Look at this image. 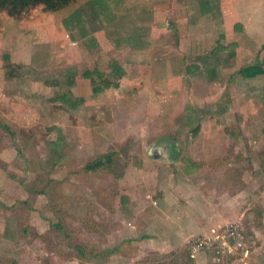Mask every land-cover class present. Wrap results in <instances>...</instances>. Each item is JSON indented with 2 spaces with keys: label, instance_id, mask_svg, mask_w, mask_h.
<instances>
[{
  "label": "rangeland",
  "instance_id": "obj_1",
  "mask_svg": "<svg viewBox=\"0 0 264 264\" xmlns=\"http://www.w3.org/2000/svg\"><path fill=\"white\" fill-rule=\"evenodd\" d=\"M168 2L75 0L54 13L40 6L17 17L0 11V264H191L185 245L153 239L166 232L165 173L150 197L134 185L142 175L133 167L155 144L176 159L209 158L208 169L223 170L220 179L206 171L198 192L210 201L236 196L226 221L244 223L247 264H264V78L245 81L237 69L221 68L186 80L176 75L171 85L157 66L132 70L142 81L121 80L97 101L87 97L82 72L106 74L120 56L109 44L143 45L155 13L158 31L174 28V20L164 25ZM69 68L79 73L74 96L86 100L76 110L52 99L66 92ZM110 151L111 171L84 170ZM121 196L142 198L145 213L132 201L123 207ZM140 222L142 234L132 229Z\"/></svg>",
  "mask_w": 264,
  "mask_h": 264
},
{
  "label": "crops",
  "instance_id": "obj_2",
  "mask_svg": "<svg viewBox=\"0 0 264 264\" xmlns=\"http://www.w3.org/2000/svg\"><path fill=\"white\" fill-rule=\"evenodd\" d=\"M151 1L157 2V0ZM191 5H198L197 10L191 9ZM164 6L166 15L170 14L171 17V19L164 18V25L171 26L174 20L177 23L174 28L158 31L155 13L153 27L149 29L147 35L149 39L146 41L143 39L145 41L143 45L139 41L137 43L134 41L132 45L126 47H114L111 44L107 46L112 52L120 55L115 57L116 60H112L117 61L125 72L122 81H128L131 84L135 83L136 78H140L142 81L144 74L141 73L142 77L141 74L133 75L132 70L155 69L159 66L165 70L164 84L169 82L172 85L176 75H181V79L186 80L184 76L186 70L198 69L194 75L186 74L189 78L198 77L203 70L214 69L217 71L221 68L239 70L243 66L252 65V61H256L259 56L261 58V53L264 52L262 51V46H264V0H169ZM157 7L160 6L157 5ZM158 9L160 10V8ZM177 28H180L182 32H178ZM109 34L114 36L116 32L113 33L111 30ZM213 50H215L216 56L209 55L213 54ZM209 72L213 73L212 70ZM128 73L131 75V80L127 77ZM216 73L214 72V74ZM230 76L234 78L231 73L228 77L231 78ZM259 78L263 79L264 75ZM252 80L255 79H246L245 81ZM157 146L163 149L166 160L146 157L138 160L136 163L138 167H133V171L138 170L142 175V181H137L134 184L136 190L148 193L149 197L153 192L157 193L155 182L159 180V176L164 177L162 173H165V177L161 179L164 187L161 190L164 197H162L163 205L169 206L167 207V220L164 224L166 232L164 238L154 236L153 239H164L159 245H166L167 248H171L170 244L185 245L187 236L193 230L197 229L206 233L207 227L210 229L221 222H227L228 208L234 209L237 205L236 196L228 195L221 201H210L206 194L202 196V193L198 192L203 181L199 186H196L200 178L204 179L206 171H211L220 179L224 173L223 170L215 169L216 167L208 169L210 167L209 158L176 159L165 145L157 144ZM178 164L182 166L177 167ZM161 165L166 168H162ZM143 171H148L145 174L146 180H151L154 183L145 184ZM213 194L216 197L218 195V193ZM127 195L130 197V194ZM129 197L128 202L132 201L138 204L137 208L140 207L138 211L145 213L146 205L139 200L142 198L133 196L130 199ZM157 203L152 204L156 207ZM146 227V224L141 223L134 225L132 229L142 234ZM160 227L162 228V226ZM222 252L221 248L216 245L212 251L203 252L196 259H188L192 262L191 264H224L228 261L233 263L236 261L233 255L231 257L221 255Z\"/></svg>",
  "mask_w": 264,
  "mask_h": 264
},
{
  "label": "trees",
  "instance_id": "obj_3",
  "mask_svg": "<svg viewBox=\"0 0 264 264\" xmlns=\"http://www.w3.org/2000/svg\"><path fill=\"white\" fill-rule=\"evenodd\" d=\"M74 1L75 0H0V11H5L9 17H17L29 8L40 6L42 7L44 12L54 13L69 6ZM262 51H264V46H262ZM197 70L198 69L196 68L189 69L186 70L185 73H191V75H194ZM66 74V82L64 84L67 88L66 92L54 96L52 99L53 101H60L62 105L68 107L70 110H76L80 105H82L86 101L85 97L79 96L80 98H76V96H74V89H76V87L78 86L76 80L77 78H79V73L74 68H69L66 70ZM237 74L243 79H255L263 76L264 54L261 56V58L260 56L257 57L255 63H253L252 65H247L240 68ZM124 75L125 72L120 66V64L115 60H111L108 63V70L106 74L96 70H85L82 72L80 77L85 81L89 80L87 82L89 84L90 95L87 97H89L92 101H97L99 99V94L103 93L104 91L118 89L119 82L124 77ZM198 130V127L195 128V131H193V133L196 134ZM262 133L264 135V128L262 129ZM115 156L116 152H106L94 161L87 163L84 166V170L86 172L92 173L103 170L111 171L115 162ZM127 201L128 199L125 196L120 197V204L122 206H125V204H127ZM258 215L259 217H261V212ZM75 249L79 253V255H81V257L84 255L83 248L81 246H75ZM109 253L113 252L111 251ZM186 253L188 255V258L190 259L187 251Z\"/></svg>",
  "mask_w": 264,
  "mask_h": 264
},
{
  "label": "built area",
  "instance_id": "obj_4",
  "mask_svg": "<svg viewBox=\"0 0 264 264\" xmlns=\"http://www.w3.org/2000/svg\"><path fill=\"white\" fill-rule=\"evenodd\" d=\"M216 245L224 253L233 255L240 264L248 263L250 244L241 220L227 221L210 228L204 234L190 236L185 249L190 259H196L201 253L212 251Z\"/></svg>",
  "mask_w": 264,
  "mask_h": 264
},
{
  "label": "water",
  "instance_id": "obj_5",
  "mask_svg": "<svg viewBox=\"0 0 264 264\" xmlns=\"http://www.w3.org/2000/svg\"><path fill=\"white\" fill-rule=\"evenodd\" d=\"M146 154L149 158L156 160H166V156L161 147H158L157 144L150 146L146 149Z\"/></svg>",
  "mask_w": 264,
  "mask_h": 264
}]
</instances>
